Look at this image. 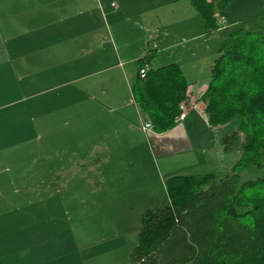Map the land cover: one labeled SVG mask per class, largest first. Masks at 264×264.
I'll list each match as a JSON object with an SVG mask.
<instances>
[{
  "label": "rangeland",
  "instance_id": "1",
  "mask_svg": "<svg viewBox=\"0 0 264 264\" xmlns=\"http://www.w3.org/2000/svg\"><path fill=\"white\" fill-rule=\"evenodd\" d=\"M141 1L82 0L87 25L96 26V49L109 52L116 48L121 54L118 61L121 70L133 84L138 66L132 58L140 54L141 40L147 38L139 30L136 8ZM113 4L116 8L112 10ZM121 7L124 11L120 15H112ZM263 15L264 0H235L218 14L219 23L224 19L228 23L223 25L225 31L219 30L205 40L198 36L191 44L198 57L186 69L189 84L210 82L211 67L218 57L224 33L231 34L239 28L257 30ZM197 19L202 32L205 24L199 16ZM156 34L153 31L150 35ZM204 34L207 36L206 30ZM185 42L181 39L177 44ZM168 55L163 50L160 56ZM156 58L154 68L165 65L155 63ZM126 78L116 77L109 86L101 76L102 86L116 89L119 94L100 97L106 109L96 105L95 111L89 110L90 102L86 101L87 110L81 113L76 105L77 95L70 96L67 119L56 113L53 127L39 129L35 141L11 148L0 158V207L6 215V219H0L3 222L0 231L7 234L4 264H69L75 255L84 264H104L103 260L108 264H133L130 257L137 244L142 214L168 204L166 181L175 176L208 174L218 151L214 137L232 135L238 129L240 121L234 119L213 130L203 115L196 112L200 120L187 128L193 145L195 142V152L179 154L180 140L176 144L164 138V143L158 144L157 140L137 132L141 123L139 119V125L135 123L131 112L117 113L111 107L117 99V104L130 105L134 111ZM95 80L92 78L85 84ZM79 86H71V93ZM65 120L68 122L64 123ZM163 146L167 153H163ZM241 153L239 145L226 154L224 168L217 171L219 179L229 174L225 169L231 162L236 164ZM194 162H203L205 166L190 171L188 167ZM263 175L264 167L250 168L241 174V182Z\"/></svg>",
  "mask_w": 264,
  "mask_h": 264
},
{
  "label": "trees",
  "instance_id": "2",
  "mask_svg": "<svg viewBox=\"0 0 264 264\" xmlns=\"http://www.w3.org/2000/svg\"><path fill=\"white\" fill-rule=\"evenodd\" d=\"M174 1H188L211 34L222 29L218 14L235 0ZM157 52L149 48L137 61L132 95L153 132L162 135L176 127L189 84L177 64L153 69ZM202 100L211 127L240 121L223 146L228 152L240 145L241 157L224 178L217 173L169 178L168 204L141 216L133 264H264V175L241 182L244 171L264 167V15L257 30L224 33Z\"/></svg>",
  "mask_w": 264,
  "mask_h": 264
},
{
  "label": "crops",
  "instance_id": "3",
  "mask_svg": "<svg viewBox=\"0 0 264 264\" xmlns=\"http://www.w3.org/2000/svg\"><path fill=\"white\" fill-rule=\"evenodd\" d=\"M110 8L113 10L112 5ZM119 9V12L112 15L117 16L124 11L123 7ZM136 10H139L137 14L140 18L139 30L146 33L147 38L141 40L140 54L132 59L137 64L149 48H156L159 52L162 46L164 47L162 51L167 50L169 55L162 58L160 56L162 51L159 54L157 52L155 63L165 65L154 68L152 62L151 67L160 69L177 64L188 82L186 69L198 57L197 53L192 51L194 48L192 42L198 36L204 40L212 38L216 32L206 33L207 36L204 29L200 32L198 16L188 1L142 0ZM220 24L222 26L220 31L224 32L223 25L226 26L228 23L224 19ZM153 31H157L159 36L156 34L157 36L152 37L150 34ZM197 31L198 34H195ZM181 39L186 41L185 45L177 44ZM97 40L96 26L91 27L86 23L82 0H0V158H4L7 150L11 148L35 141L39 129L53 127L56 113H61L62 117L67 119L71 106L70 96L77 95L76 105L81 113L87 110L86 101L90 102L88 109L95 111L96 105L106 109L100 97L119 96L118 91H114L116 89L103 87L100 78L103 76L109 86L116 77L126 78V74L121 70V64L118 63L121 54L116 48L109 52L96 49ZM92 78L98 80L85 84ZM126 79H129L126 80V85L128 94H131L133 80L128 76ZM75 84L80 86L71 93L70 87ZM208 84L198 86L189 84L188 103H183L188 109L185 121L177 122L176 128L162 135L154 133L151 128H145L144 125H150V122L134 98L131 99L132 102L130 101L135 106L134 111L130 105L117 104V99L113 101L114 105L111 107H114L117 113L130 115L131 112L136 119V122L133 119L132 122L138 123L139 119L141 125L139 123L138 125L142 127L137 130L139 134H146L152 141L157 140L158 144L164 143V138L173 143L180 140L179 154H188L195 152V142L193 145L187 128L197 119L200 120L196 112H200L203 120L210 126L204 113L205 102L202 100ZM97 86L100 87L96 89ZM110 99L112 101L113 98ZM190 116L193 117L189 118ZM223 127L210 126L213 130ZM224 137H214L218 142V151L215 153L216 163L209 173H217L219 168L223 169L226 154L237 148L226 152L223 146ZM163 153H167L164 146ZM233 163H229L225 169L229 171L227 173L232 170L235 165ZM203 166H205L203 162L199 164L194 162L188 169L194 171ZM0 219H6L3 207H0ZM0 225H3V222H0ZM6 235L4 231H0V264H4L5 261ZM19 236L20 234L17 238ZM73 259L69 264H84L78 255L73 256ZM103 263L108 264V261L103 260Z\"/></svg>",
  "mask_w": 264,
  "mask_h": 264
},
{
  "label": "built area",
  "instance_id": "4",
  "mask_svg": "<svg viewBox=\"0 0 264 264\" xmlns=\"http://www.w3.org/2000/svg\"><path fill=\"white\" fill-rule=\"evenodd\" d=\"M113 8H115L116 6L113 4L112 5ZM139 74H140V77L142 79H145L146 78V75H147V68H142L140 69L139 71ZM187 105L186 104H181L180 105V115L179 117L177 118V122H184L186 117H187ZM146 129H150V125H144Z\"/></svg>",
  "mask_w": 264,
  "mask_h": 264
}]
</instances>
